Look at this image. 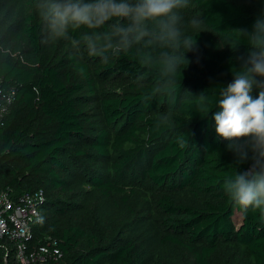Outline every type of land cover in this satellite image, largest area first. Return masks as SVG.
<instances>
[{
	"label": "trees",
	"instance_id": "trees-1",
	"mask_svg": "<svg viewBox=\"0 0 264 264\" xmlns=\"http://www.w3.org/2000/svg\"><path fill=\"white\" fill-rule=\"evenodd\" d=\"M191 11L203 21L197 50L186 54L189 64L170 94H152L159 74L135 53L108 64L92 57L77 63L68 39L66 49L47 50L43 27L31 16L0 24V74L17 85L0 127V186L15 195L44 191L32 242L59 240L62 257L52 264H171L173 247L191 264H220L211 260L219 254L222 264H264V219L243 213L223 192L235 158L215 133L218 109L207 116L196 110L201 93L218 97L247 52L243 43L221 46V36L250 30L264 0H190L186 21ZM114 76L130 88L102 94L101 81ZM90 97L97 99L96 117ZM87 210L104 225L101 234ZM119 216L126 220L117 232L126 230L108 239ZM4 255L0 250V264ZM7 264H14L12 250Z\"/></svg>",
	"mask_w": 264,
	"mask_h": 264
},
{
	"label": "clouds",
	"instance_id": "clouds-1",
	"mask_svg": "<svg viewBox=\"0 0 264 264\" xmlns=\"http://www.w3.org/2000/svg\"><path fill=\"white\" fill-rule=\"evenodd\" d=\"M190 0H35L36 14L44 27L43 43L68 39L77 58H98L108 64L114 58L135 53L145 67H153L159 79L152 94H170L178 86L186 54L197 50L196 36L203 21L185 20ZM221 46L236 50L239 68L233 79L219 88L218 97L201 93L196 110L207 116L213 107L216 135L227 141L235 164L223 177L229 201L243 213H259L264 219V12L252 28L230 29ZM72 33L73 35H70ZM83 72V67L79 69ZM256 93L254 96L253 93ZM188 145L184 136L177 139ZM247 168L241 170V166Z\"/></svg>",
	"mask_w": 264,
	"mask_h": 264
},
{
	"label": "built area",
	"instance_id": "built-area-1",
	"mask_svg": "<svg viewBox=\"0 0 264 264\" xmlns=\"http://www.w3.org/2000/svg\"><path fill=\"white\" fill-rule=\"evenodd\" d=\"M17 96V85L0 74V127ZM42 189L15 195L11 187L0 186V250H12L14 264H52L62 257L59 240L46 235L32 242V226L40 222L44 211Z\"/></svg>",
	"mask_w": 264,
	"mask_h": 264
},
{
	"label": "rangeland",
	"instance_id": "rangeland-1",
	"mask_svg": "<svg viewBox=\"0 0 264 264\" xmlns=\"http://www.w3.org/2000/svg\"><path fill=\"white\" fill-rule=\"evenodd\" d=\"M34 2L35 0H0V24L3 22H5V24H13L16 19H22L25 16H31L34 22H38L43 27L41 21L39 20L36 14V10L34 8ZM189 17L190 18L197 17L196 12L191 11L189 13ZM44 35H45V32H44V27H43V33H41V42L44 39ZM43 45L47 48V50H50V51L54 49L61 50V49L67 48L66 39H62L57 42L49 43V44L43 43ZM128 84L129 83L122 77L114 76L111 79V81L102 80L100 89H101L102 94L118 96V95L125 93L130 88ZM96 102H97L96 98L90 97L88 106L91 108L90 110H92V114H94L93 117L97 116L96 108H95ZM145 185L146 187H148V189L152 193H155L154 188L149 185V182L146 183ZM86 212L88 213L87 221L89 222L91 227L92 226L94 227V231L97 234H101L102 231L105 229L104 225L102 223H96L95 220H93L90 214L91 212L90 210L89 211L87 210ZM125 220H126V217L124 216H121V217L119 216L116 219L115 226H113V229L108 239H112L113 236H117V235L119 236V235L124 234V231L126 230V225L122 226V229H120V231L117 232V230L119 229V226L121 225V223H124ZM233 220L236 223V225H238L239 220H240V215L238 212H235L233 214ZM168 255H170L172 258L173 262H171V264H191V261H192L191 256L186 251H184L182 248H179V247H173L172 253L169 252ZM211 260L216 263H220V264L225 262L224 257L221 256L220 254L213 256Z\"/></svg>",
	"mask_w": 264,
	"mask_h": 264
}]
</instances>
